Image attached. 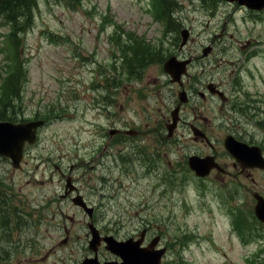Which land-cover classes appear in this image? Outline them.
I'll return each mask as SVG.
<instances>
[{
  "label": "rangeland",
  "instance_id": "374dc122",
  "mask_svg": "<svg viewBox=\"0 0 264 264\" xmlns=\"http://www.w3.org/2000/svg\"><path fill=\"white\" fill-rule=\"evenodd\" d=\"M173 2V21L163 10L157 14L151 0H35L21 20L10 23L0 15V117L44 112L49 118L20 168L0 157V264H74L87 254L86 230L71 222L81 212L59 198L64 179L56 165L97 207L92 220L99 230L123 239L145 225L147 239L161 234L159 243L168 250L160 264H259L264 225L252 213L251 195L258 184L227 174H191L184 159L201 144L191 142L187 127L177 128L170 142L162 135L163 143H154L149 132L139 139L148 143H137L139 155L106 162L115 167L119 189L106 183L107 189L101 188L102 166L90 160V151L111 136L109 91H116L118 104L127 101L129 92L145 96L140 111L147 122L150 114L168 115L183 89L166 79L162 61L171 55L201 57L208 44V56L191 65L196 74L189 85L202 88L205 79L221 81L226 93L237 85L249 96L248 111H240L242 124L264 143V11L253 13L225 0ZM181 29L188 38L179 49ZM124 44L125 50L154 61L130 74L137 80L122 71ZM9 72L4 82L14 79L19 95L2 90L3 74ZM113 81L118 87L109 89ZM218 104L208 113L216 136L225 127L217 126L214 116L228 120L234 113ZM123 111L130 115L125 106ZM120 148L116 145L115 151ZM238 210L245 222L236 227ZM115 217H121L117 226ZM65 224L71 227L63 242ZM99 254L111 255L105 249Z\"/></svg>",
  "mask_w": 264,
  "mask_h": 264
},
{
  "label": "flooded vegetation",
  "instance_id": "af4514ba",
  "mask_svg": "<svg viewBox=\"0 0 264 264\" xmlns=\"http://www.w3.org/2000/svg\"><path fill=\"white\" fill-rule=\"evenodd\" d=\"M192 63H195V61ZM190 70H188L187 73L182 76L181 82L177 83L179 87L185 89L187 97L186 100L180 104L179 119L172 131L173 134L170 136H166V134L163 132L170 119V117L166 114L162 113L163 115L159 116H156L158 113L150 114L149 122H147L146 118L143 119L140 111V105L141 102L145 101V96H135V91H133L129 92V98H127L126 102L124 101L123 103L118 104L114 99L110 101V106L112 107L110 108V113L108 114V122L111 129L114 130V133H112L107 143H101L99 147L90 151V160L92 166H96L97 164L102 166L99 179L103 180V183L108 185H121V183L118 182V177H115L117 176L115 174V167L106 166V162L110 161L114 164L116 163L115 161H120L119 157L130 158L132 155H139L141 151L138 149L140 145L137 143H148L147 140L139 139L147 136L146 134L149 132L153 134L152 137L155 138L154 143H163L162 135L166 137L165 140L167 142H170L174 138L175 131L179 127H187L191 142L201 144L200 149H197L189 154H196L199 156L209 155L212 157L210 158V163H212V166L204 178L211 176L222 178L223 175L227 174L229 176L241 179H254V175H256L258 171H261L258 169V167H243L222 146L224 144L225 136L227 134H231L237 140L243 141L249 145H256L261 149V152L264 151V144L257 143L254 136L250 134L241 124L240 117H242V114L239 112V106L241 107L246 104V99H248L247 95L235 87H230L228 89L229 93H226L223 90L226 94V96L223 97L218 92H210L206 88L207 84L212 82L209 79H205L203 85L200 86L202 88H194L190 86L189 83L192 81L190 77H194L196 73H193ZM196 78H200L199 75ZM172 83L176 84V82ZM213 83L215 84V87L223 89L221 81ZM211 88L213 90V86ZM231 89L234 91L233 96H230ZM192 90L195 93H192ZM196 98L199 99V103H195ZM218 102V109L226 108L228 110H233L234 113L228 120H226L224 115L220 113L214 116L217 121L216 125L225 127L224 133L222 135L216 136V131H214V129L211 127V117L208 113L212 111V105L215 106ZM177 103L178 102L175 99L173 106ZM124 106L127 112L130 113L129 116H125V111H123ZM116 109L117 113L115 112ZM188 113H190V120H188ZM115 124L117 125L116 129L114 128ZM115 134L120 135L115 138ZM116 141H121L123 143H116ZM116 145L121 146V148L117 149V151H115ZM134 149H136V151H133ZM163 153H166L165 149ZM78 155L79 154H76V157ZM82 161L83 158H80L79 165ZM76 169L78 168L76 167ZM123 169L124 168L122 167L120 168L121 172L118 173L119 176L124 173ZM68 176L71 177L70 173L65 174L61 171L62 178L65 179ZM73 180L74 179L71 177V182L74 185L72 189H66L63 185L61 186L62 188L59 192L62 200L66 201V203H70L71 196L80 191L77 181ZM99 185L101 187V184ZM105 189H107L106 186ZM84 218L85 215L81 212V216L78 218L77 222L81 225L85 224L86 226L88 220H84ZM71 222H73V219ZM93 222L95 225H97L94 220ZM88 234L89 233L87 231L84 233V236L87 237Z\"/></svg>",
  "mask_w": 264,
  "mask_h": 264
},
{
  "label": "water",
  "instance_id": "95a60500",
  "mask_svg": "<svg viewBox=\"0 0 264 264\" xmlns=\"http://www.w3.org/2000/svg\"><path fill=\"white\" fill-rule=\"evenodd\" d=\"M232 1V0H230ZM238 3L245 4L249 8L260 9L264 7V0H236ZM187 35L186 30H182V43H184ZM210 47L203 49V54H207ZM189 60L177 61L174 56H172L164 64V69L169 72L174 80H178L181 73L185 72V64ZM181 97V96H180ZM173 122L168 126V132L170 133L174 127V121L176 119V113H173ZM35 123L30 124H12L9 122H0V154L8 155L13 161V165L17 166V162L21 158V146L24 140H32L33 134L31 127ZM226 142L227 149L232 155L239 158L243 155V149L240 144H230L231 142ZM204 160L191 157L189 163L192 167L196 168L199 174H204L206 171L203 169L202 163ZM78 203V199H73ZM82 204V203H81ZM97 239L96 234H94L93 241L91 244L95 243ZM106 241V248L111 252L119 255L121 257L120 262L116 261H105L99 263L96 257L87 258L79 264H158L160 257L163 253V249H154L157 239H153L150 244L146 247H138L139 241H132L128 239L126 241H116L111 236L104 238ZM92 247V246H91ZM95 250V247H92Z\"/></svg>",
  "mask_w": 264,
  "mask_h": 264
},
{
  "label": "trees",
  "instance_id": "16d2710c",
  "mask_svg": "<svg viewBox=\"0 0 264 264\" xmlns=\"http://www.w3.org/2000/svg\"><path fill=\"white\" fill-rule=\"evenodd\" d=\"M160 4L163 8L167 9L168 13L171 9V6L174 5L173 0H159ZM34 3V0H0V14L3 15L6 19L11 22H15L16 20H21V16L26 13L30 5ZM139 52H133V57L140 61L136 66L141 64L142 56H138ZM146 59V58H145ZM144 59V60H145ZM135 63V62H134ZM133 69L135 68V65Z\"/></svg>",
  "mask_w": 264,
  "mask_h": 264
},
{
  "label": "bare ground",
  "instance_id": "6f19581e",
  "mask_svg": "<svg viewBox=\"0 0 264 264\" xmlns=\"http://www.w3.org/2000/svg\"><path fill=\"white\" fill-rule=\"evenodd\" d=\"M16 110V108H14V111ZM101 187L102 188H105V185H104V183L101 181ZM251 240H252V238L250 237V236H248Z\"/></svg>",
  "mask_w": 264,
  "mask_h": 264
}]
</instances>
